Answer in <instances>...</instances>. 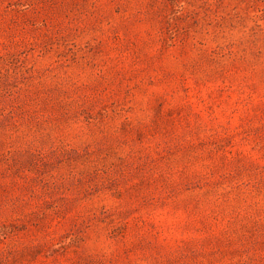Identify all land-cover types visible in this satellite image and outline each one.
Instances as JSON below:
<instances>
[{"label":"rangeland","instance_id":"374dc122","mask_svg":"<svg viewBox=\"0 0 264 264\" xmlns=\"http://www.w3.org/2000/svg\"><path fill=\"white\" fill-rule=\"evenodd\" d=\"M0 264H264V0H0Z\"/></svg>","mask_w":264,"mask_h":264}]
</instances>
